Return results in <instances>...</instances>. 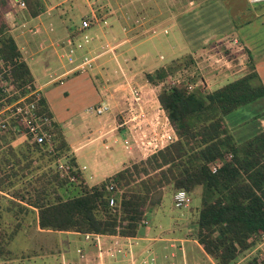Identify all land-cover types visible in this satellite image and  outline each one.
Here are the masks:
<instances>
[{
	"label": "rangeland",
	"instance_id": "1",
	"mask_svg": "<svg viewBox=\"0 0 264 264\" xmlns=\"http://www.w3.org/2000/svg\"><path fill=\"white\" fill-rule=\"evenodd\" d=\"M21 1L23 6L19 5L18 0H6L3 5H0V13L10 34L18 37L20 41L23 40L22 43L27 40L35 45L30 48V53L35 54L32 57L33 60L43 59V56H46L48 63L43 65L47 73L54 76L56 72L61 73L65 69L62 62L67 61L71 65L68 73L72 75L81 70L79 66L81 57L86 53L91 59L90 67L82 66L86 74L89 76L92 74L102 93L104 91L101 86H105V88L114 89L117 97L120 96L117 103L116 98L111 101L112 105L115 104L112 114H117L119 117L122 115L120 117L121 132H125V126L130 132L129 137H120L122 146L121 143H115L110 151L123 156V149L132 145L131 151L126 150V155L134 157L133 160L130 159L124 163V165L129 164L128 167L132 161L137 162L149 156L158 146L162 148L167 138L173 135L168 120L164 118L165 113L156 99L162 87L182 85L188 91L208 92L215 85L212 84L213 81L221 83L230 78L228 75L233 66V58L243 53L242 50H236L239 45L237 46L228 35L212 37L203 44H197L196 41L193 42L194 34L191 32H187L186 36L182 35L184 40L180 48L177 45L168 47V42L166 43L168 38H171L172 42L173 39L178 42V34L168 31V24H170L168 20L171 22L178 15L177 13L171 17L170 9L174 8L175 12L187 13L194 9L195 0H32L35 4L37 3L38 8L35 16L29 14L25 1ZM84 17L90 20V27L78 33L77 26ZM68 32L70 33L67 34ZM76 32L77 35H75ZM74 35L80 40V50L75 49L73 55L67 56L65 40ZM83 36H86V40ZM38 62L40 65L41 60ZM62 65H64L63 68H61ZM240 65V62H236L235 67ZM245 65L249 67V70L244 74L252 71L249 62ZM75 66L77 68L73 69ZM218 71L220 76L216 80L212 76L214 77ZM159 72L162 74L158 79L155 75ZM147 73L153 74L152 77L155 79L149 81L145 76ZM43 80L47 79H41L40 82ZM51 87L54 91L63 89L57 83ZM133 90L136 92V100L131 94ZM82 103L78 105L79 115L61 111L63 118L61 126L67 120L78 126L79 117L82 119V116L96 120L97 115L87 113ZM57 106L65 108L66 100H61ZM242 108L234 117L224 116L223 118L226 126H231L228 128L230 132H233L231 135L237 142H242L264 128V95ZM121 119L126 122L122 124ZM2 133L12 134L10 130ZM22 140L24 137L14 135L13 143H11L15 146ZM138 155H144V158H139ZM58 159L60 163H69L68 151ZM56 161L47 163L42 169L48 166L55 168ZM216 164L210 166L216 167ZM139 176L143 175L139 174ZM8 180L13 182L12 185H5ZM8 180L3 183L5 188L0 189V264H103V258L104 263L106 259L110 264H143L145 257H150L141 254L137 256L134 251L132 252V247L138 240L136 242L132 239L126 240L125 237L131 236L124 237L118 233L104 234L109 236L107 240L93 237L90 239L82 237V239L62 232L49 235L46 232L37 234L34 228L35 225L38 227L37 219H34V212L37 216V211L24 204L11 192L12 189H20L25 179L16 175ZM75 181L74 176V183ZM109 181H112L111 178L108 179ZM118 188L122 193L123 187ZM159 189L162 191V200L150 208L151 227L155 229L152 222L157 224L156 219L165 221L175 219L178 223L168 227L170 231L178 234L177 236L183 235L185 239L194 240V222L201 204V187L195 186L191 192L182 189L190 198L187 208L173 206L172 198L177 190L171 191L168 185ZM67 190H60V195L66 198L75 194L78 188L68 187ZM9 199L33 210L28 213L20 211L14 204L8 202ZM145 224V219L139 221V225ZM249 241V248L238 255L237 263H242L250 257L263 258L264 235H253ZM168 243L172 248L181 247L179 242L174 240H169ZM187 244L189 243H185L184 246ZM86 245L93 251L89 249L85 252ZM208 257L217 264L210 256ZM190 263L193 264V261ZM196 263L203 264V259H198Z\"/></svg>",
	"mask_w": 264,
	"mask_h": 264
},
{
	"label": "trees",
	"instance_id": "2",
	"mask_svg": "<svg viewBox=\"0 0 264 264\" xmlns=\"http://www.w3.org/2000/svg\"><path fill=\"white\" fill-rule=\"evenodd\" d=\"M24 1L29 14L35 16L37 3ZM5 2L0 0V5ZM0 59L6 72L4 76L16 90L8 99L11 101L25 92L23 88L32 82V76L25 62L20 60L19 50L1 13ZM161 74L156 73L155 77L159 79ZM152 75L145 76L151 81L155 79ZM263 95L264 86L254 71L205 93L188 91L182 85L162 87L156 99L173 135L162 148L111 175L116 186L123 187L114 212L107 205L109 178L88 187L76 169L73 172L75 183L61 176L56 167L42 169L67 152L54 123V152L51 154L25 139L13 146V134H0V189L5 188L3 183L11 176L23 177L25 182L19 187L22 190L16 188L11 192L37 211L40 229L118 233L125 237L140 232L139 221L162 200L160 187L168 185L171 191L191 192L195 186H200L201 204L194 222V237L202 250L217 264H264V256L237 263L238 255L249 248L250 237L264 235V128L236 142L223 119ZM37 104L41 112L50 115L42 96ZM68 162L75 166L72 157L68 156ZM212 164H216L214 171ZM12 183L8 180L5 185ZM74 186L78 188L75 194L66 198L60 195V190L68 191V187ZM8 202L20 211L33 210L11 199Z\"/></svg>",
	"mask_w": 264,
	"mask_h": 264
},
{
	"label": "crops",
	"instance_id": "3",
	"mask_svg": "<svg viewBox=\"0 0 264 264\" xmlns=\"http://www.w3.org/2000/svg\"><path fill=\"white\" fill-rule=\"evenodd\" d=\"M195 1L196 5L194 4V9L187 13H181L182 11L175 12L174 8L170 9L169 13L171 15H169L171 17L177 15V13L178 15L175 20L171 22L168 20L170 23L168 24V31L178 34V42L174 41V39L172 42V39L168 38L166 40V43L168 42V47L172 48L177 45L180 48L184 40L182 35L186 36L187 32L194 34L193 42L196 41L197 44H203L212 37L216 38L228 35L237 46L239 45L236 50H242L243 53H241L239 57L233 58L232 69L230 71L228 70L230 72L228 75L230 78L225 79L221 83L213 81L212 84L215 85L210 88V91L230 80L240 77V75H244V73L249 70V67L245 65L247 62L250 63V68L252 67L251 70L256 72L257 77L264 86V2L249 4L246 0ZM69 33L70 32L67 34ZM11 35L19 50L20 60L24 61L27 65L30 75L32 76L34 87L40 91L41 96L45 99L50 116L54 124L59 128L60 134L67 146L68 156L73 158L74 168L82 178L83 184L89 187L99 183L105 178L108 179L114 172L121 169L125 162H128L130 159L133 160V155H126V150L132 149V145L125 149L122 148L124 150L123 156H119L117 153L110 151L112 145L115 143H121L120 145L122 146V138L129 137L128 133L130 132L126 126L125 132H121L120 127L122 126L120 124V117L122 115L119 117L117 114H112V109L115 104L112 105L111 101L116 98L115 101L117 103V101L120 100V96L117 97L115 90L101 86L104 91L102 93L98 88V84L94 81L92 74L89 76L85 71L71 75L68 73V69L71 65L68 64L67 61L66 63L62 62L65 65V69L61 73L56 72L57 74L55 76L48 74L45 68V65L48 63L46 61L47 57L43 56V59L33 60L32 57L35 54L32 55V53H30V48H32V46L35 47V45L27 40L22 43L23 40L20 41L19 38L12 33ZM41 48L42 46L40 49ZM40 49L38 48V50ZM40 60L41 63L39 65L38 61ZM236 62H240L241 65L235 67ZM43 63H45V65H43ZM64 65H62L61 68H63ZM52 76L53 78H51ZM219 76L220 71H218L214 77L212 76V78L217 80ZM41 79L47 80L40 82ZM52 82L54 84L57 83V85L63 89L61 91L59 89L54 91L53 87H51L54 85ZM63 99L66 100L67 106H65V108L64 106L59 108L57 103L61 102ZM81 102L84 104L85 111L92 115L94 113L89 110V107L92 105L107 102L109 107L108 110L110 109V105L112 106L108 113L105 111L100 115H94L97 117L96 120L82 116V119L79 117L78 126L74 125L69 120L64 122L63 126H61V122L63 121L61 111L65 110L68 113L79 115L80 109L78 105ZM240 108L242 107L232 111L235 113L232 114V112H230L225 116L234 117L236 113L239 112ZM121 123L123 124V120ZM229 128H231V126ZM231 133L233 134L232 131ZM138 156L139 158H144V155ZM146 214V224L141 226V230L137 235L130 237L135 242L138 240L137 244L132 247V252L134 251L137 256H139V254L143 256H154L159 264H192L190 261H193V264H195L197 260L201 258L203 259V264H215L210 260L195 239L188 240L185 239L183 235L180 237L177 236L178 234L170 231L168 227L178 223L175 219H168L166 221L164 219H156L157 224L152 222L155 226V230L150 225V209L147 210ZM34 217V219H36L35 212ZM156 226L158 228H156ZM34 228L37 234H43V232H46L47 235L59 233V231L40 230L36 225ZM62 233L75 235L80 238L83 237L80 232L65 231ZM108 238L109 236L104 234L97 237V239L100 240H107ZM169 240L179 242L181 247H169ZM77 241L81 242V240L78 239ZM185 243L189 244L184 246ZM86 247L85 252L92 249L88 248L87 245ZM103 264H110L109 260L105 259L104 263L103 258Z\"/></svg>",
	"mask_w": 264,
	"mask_h": 264
},
{
	"label": "built area",
	"instance_id": "4",
	"mask_svg": "<svg viewBox=\"0 0 264 264\" xmlns=\"http://www.w3.org/2000/svg\"><path fill=\"white\" fill-rule=\"evenodd\" d=\"M249 4L264 2V0H246ZM19 5L23 6V2L18 0ZM90 27V20L88 18H83L80 20L79 25L77 26V32L88 29ZM76 32L75 35L78 33ZM69 37L65 40L66 45V54L71 56L75 53V49L80 50V40L76 36ZM86 40V36H83ZM75 46V48H73ZM91 59L83 54L81 57L79 72H83L84 69L82 66L90 67ZM75 66L73 69H76ZM72 69V70H73ZM5 69L3 67V61L0 59V133L10 130L13 135L22 136L29 144H37L43 148V150L49 154L53 153V119L50 115H47L39 110L37 101L40 98V91L36 89L32 82L27 83L24 86V93L8 101V99L16 92L10 85L9 79L4 76ZM134 99L136 100V92L133 90L131 92ZM108 105L105 102H101L98 105L89 107V110L95 115H100L108 110ZM126 121H123V124ZM171 137H168L170 139ZM156 147V146H155ZM163 147V146H162ZM161 148V146H158ZM157 148V149H158ZM155 151V150H154ZM153 151V152H154ZM152 153V152H151ZM56 168L59 171L60 175L66 176L69 181H74V170L75 168L67 163H60L59 159H56ZM215 166H211V170H215ZM106 189L108 191L107 196V205L113 210L118 208V201L120 199V189L112 181L107 183ZM118 194V195H117ZM173 206L176 208H187L190 203V198L188 194L179 189L173 194L172 198ZM143 222V221H141ZM101 235L98 233H82L84 238L90 239ZM126 240H130V237H125ZM150 256V255H149ZM143 264H159L154 256L145 257Z\"/></svg>",
	"mask_w": 264,
	"mask_h": 264
}]
</instances>
